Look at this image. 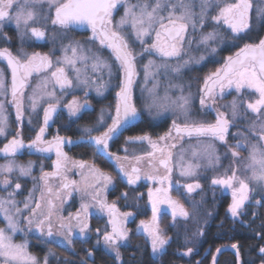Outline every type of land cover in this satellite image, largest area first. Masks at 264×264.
<instances>
[{"label":"rangeland","instance_id":"obj_1","mask_svg":"<svg viewBox=\"0 0 264 264\" xmlns=\"http://www.w3.org/2000/svg\"><path fill=\"white\" fill-rule=\"evenodd\" d=\"M172 2L175 3L176 0H172ZM184 2L191 4V10L193 13L197 15L200 13L201 0H184ZM236 2H238V0H212V4L208 8L209 19L205 22L203 28L198 27L196 32L192 33L191 39L193 40V43L191 47L189 48L185 46L179 60L174 58L169 61L172 66H175L177 63L182 64L183 60H188L190 57L193 58L187 66L181 68L179 74L169 71L166 76L164 74V70L160 69L159 73H157L155 77L149 76L148 80L145 81L144 65L148 63L149 59L155 60L157 64L161 63V60L156 55H143L138 56L135 61L136 76L134 77V83L132 85V102L139 108L142 115L141 121L143 123L139 126L141 132L139 131L136 134V138L143 136L149 137L151 141L157 144V149L163 148L165 145H176L175 148L169 147L167 149V151H171L173 153L172 160L170 162V167L173 169L171 173V185H169L168 182L161 185L157 181L146 178L149 175L163 176L166 173L163 166L159 164V159L161 158L160 151L154 149L148 140L140 139H130L133 142H129L126 150V153L129 152L128 154L130 159L126 160L127 158L125 157L120 158L122 162L125 161L129 168L131 164L134 163L132 155L130 154L132 152L136 153L139 151L140 155L148 161L145 164V168L139 171L140 180H138L135 185L127 184V177L124 176L122 171L105 170L102 167L100 168L99 165L89 163V161L86 163L85 167H79L78 163L85 160L84 158L79 157L77 159V169L74 175H71L68 178L69 181H76V184H72L69 190H66L61 200H57L55 194L53 193L52 199L55 201L54 207H51L52 204L47 196V192H45L43 200L37 197L39 192L42 193L41 195L39 194L42 197L43 190H45L47 184L44 186L42 184V186H40L36 181L37 175L36 173L34 175V173H32L33 171H31L27 176H21L18 169L14 170L11 174L0 175V180L7 178L11 181L10 186L7 188L0 183V197L7 199L8 194L13 193L11 198L15 200L16 207L22 210L19 214H15L13 209V214L18 221L19 228V230L14 234L10 233L13 243H35L37 240L35 239L36 236H34V234H36L34 226L39 222L40 217L44 216L45 220H48L49 218L47 214L49 211L52 212V217L50 219H54V221L64 220L63 225H65V227H60L59 230H57L53 239L54 243L47 242L46 239L43 242L45 245L38 248L39 251L29 250L27 249V245L26 252L31 256L36 257L37 264H45V258H47V264H96L95 256L97 254L95 249L100 251L98 249L100 247H102V251H107L115 256V252L109 249L103 241L104 232H111L112 230L111 224L109 223L110 216L106 209L102 211L96 201H93L88 196H85L83 191L80 190L84 188L86 182L96 184L97 191L100 193V200L105 201L109 205L114 203L115 206H117L118 215L125 212L132 213V215L126 220L119 215L123 222V226L128 230L129 236L127 241L120 243V259H117L119 264H122L125 259L123 255V248L134 247L136 244L141 242V237H143V240L148 243L150 252L154 258L159 261L162 259L163 253L168 247L169 243L164 246L163 250L154 254L151 247V239L148 234L144 232L143 229H140L139 232L137 231L142 220L147 222L150 226L152 223V202L149 200L148 196L149 189H152L153 191V199L157 200V207L159 208V212L157 213V222L159 228L163 235L166 238H169V242L171 240V235L168 232L167 225L175 222L172 214L173 208L167 202L169 197L172 201H178L182 204L190 213V216L187 219L179 216V214H177L175 219H181L185 224H190V227H195L196 233H198L199 236H201V232L204 234V224L210 220L212 214L216 213L218 205L223 201H226L225 206L223 207V209H225V215L231 217L233 221H246V217L254 218L256 210L258 208H264V198H262L264 197V190L254 183H250L249 186L251 189H254V191L250 192L249 200L245 202V206L241 210L242 214L234 218L228 211V207L232 203L233 189L226 188L223 185L212 184V180L214 178H225L227 175H231V171L234 168L237 169V175L241 178H244L249 174L245 172V168L246 165L250 163L248 157L251 145L257 144L258 146H263V141L259 139L258 134L260 133L259 125L262 121H264V116H261L258 119L257 114H254L247 109V103L254 102L258 98L259 94L253 89H249L247 87H244L237 92L233 86L231 88H225L223 93H220V90L217 88L215 103L212 104L211 101H207L210 107L203 108L200 105V98L203 95L201 89L203 88L205 78L215 72L218 68H222V65L227 57L231 56L234 52L240 49L239 46L242 44L241 39H233L227 25H215L214 22L211 21L210 17L218 14L217 5L223 7L227 3ZM130 3L135 4L137 3V0H130ZM251 3L253 7L249 13L250 27L241 34L257 35L259 38L256 42H259L260 39H264V13L259 11L260 8H264V0H251ZM37 10L40 11V9ZM179 10L180 9L178 8L177 11ZM43 11L45 13L47 12V5L43 6ZM123 14L124 6L122 4L114 10L113 22L115 23L118 21ZM261 29L262 32L260 33ZM213 30L218 33L216 40L209 42V47L207 49L203 45L198 46L201 34H206L207 32H211ZM189 31L191 32V29H189ZM125 32L128 34L127 39L129 40V44L133 51L140 53L141 45L132 35L130 26L126 27ZM1 35L2 34H0V37ZM50 35H46L44 39H56L58 42L56 60L62 58L64 54L62 46H66L70 42H79L86 50V54H88V49H91L93 52H99V54H101L104 58H107L109 63L112 64L111 76L108 75L107 69L93 72L91 68V60L86 62L88 65L86 69L82 68V71H86L90 81H93L94 84L103 83L105 85L102 90V94H98L95 90V86L86 88L81 85L76 87L74 72L62 63H55L56 68L58 66H64L66 68L65 71L69 77L73 79L74 86L72 90H68L66 93H62L60 89H55L56 97L60 100V104L62 105V120L65 119L69 122L79 118L83 114L89 115L86 113V106L81 108L77 115L72 116L69 114L68 109L64 107V105L69 103L73 99V96H75L81 104H84L87 99V95L90 94V96L97 101V105H99L96 110L97 118L89 119L88 116H84V118H86L85 124L82 126L80 125V132L84 134L83 129L85 127L95 130V126L98 125L97 127H99L109 121L108 117H105V114L110 113V116H115L117 104L115 96L122 85L124 78L123 72L119 69L114 57L110 55L109 50L107 48H102L99 45L98 40L94 41L92 39L93 34L90 33V30H82L80 32L63 30L60 31V33L55 31L54 35L53 33ZM11 38L14 46L18 42H26L29 39H32L33 41L35 40L34 37H31L30 32L26 33L22 40L16 27L13 30ZM151 42V39H149L148 43L150 44ZM212 48H215L216 51L212 52ZM55 50L56 48H52L53 54L55 53ZM201 56L204 57L203 60H200ZM77 67H82L80 62L77 63ZM42 77H47L50 81L52 80L49 73H45ZM157 81H159V84L154 89V93L150 92L149 90L153 89L154 84H156ZM35 83L36 81H34L27 88L24 94V104L26 105V108L23 109V115L20 121H17L16 119V111H4L3 109V115L7 117L8 126L6 134L0 135L1 138L15 136L17 132H22V126H27L29 129H32V131L45 127L46 131L47 127L43 123V109L47 107V103L49 102L47 97L39 101L35 112L32 111L28 99V97L32 94V90L36 87ZM51 83L52 82L48 85V91L53 90ZM176 85H179L180 87H176ZM181 87L183 89V95L188 96L190 100L187 117L178 107H176V105L172 103L173 100H176L177 97L181 95ZM85 92H87V95H85ZM166 92L167 96L170 98L168 100H164ZM234 100L239 106L238 111L240 115L233 122L234 130L231 134L227 135V144H224L219 140H214L210 137H189L184 133H180L178 135L175 132L173 128V121L181 126L185 123H207L213 114V121L216 119L215 114L217 113V110L226 113L228 118L231 119V103ZM104 102H106L107 105H105ZM161 105H165V107H161ZM101 115L103 116V121L100 120ZM161 119L167 122V127L163 132L162 130H158L153 127L155 123ZM253 126H255V130H253ZM170 130L171 137L166 140H160V137L165 136V134L169 133ZM238 133L240 135H238ZM245 137L247 139H245ZM237 143L243 144L244 147L236 149L239 152V158H233L231 155V146H234ZM208 144L213 145L215 155L219 157V160L213 165H209L206 158L194 159L192 157L193 150L201 151L202 147ZM182 149L186 151L182 152ZM149 153H152L153 155L150 156ZM181 154L184 157L183 162L185 165L187 163H198L200 165V167L196 169V174L194 176L185 177L180 175ZM150 159L152 160V163L154 162L156 164L154 167L156 168L155 171H148L150 166H153L149 164ZM9 161H14L16 165L24 166H27L31 162V160L26 162L22 161V159L20 160L19 157H14L11 160L0 161V165H4ZM90 166H95V168L99 169L102 173L109 175L112 178V182L105 184L103 177L93 173ZM114 166H116L119 170L120 166L117 164V161H114ZM66 174L69 175L68 171H66ZM16 183H20V189L15 188ZM190 183H199L200 188H197L193 192L189 193L185 185ZM234 187H238V184L234 183ZM157 188H161L162 191L156 193ZM122 193H128V198H123ZM25 203H28L29 208L25 209ZM37 203H39L40 207L36 209L35 214H33L30 210L35 209ZM82 203H87L89 205L87 214L83 213L81 210ZM77 213L80 214L79 220L75 218ZM70 214H72L71 217ZM247 214H250V216ZM29 219L32 220L31 225L28 223ZM187 221L190 222L187 223ZM83 223H87L88 228L84 232H81L80 228ZM6 224L7 221L5 220L3 213H0V228H6ZM97 229L100 230L99 234L97 233ZM230 236H232V234H230ZM69 240L71 243H69ZM57 244H59V246H56ZM233 244L238 245L237 241L228 240L221 246H232ZM183 252L186 253L187 249H184ZM89 253H91V255H89ZM216 256L217 248L214 249L213 254V257L216 258ZM0 264H5L3 257H0ZM260 264H264V262Z\"/></svg>","mask_w":264,"mask_h":264},{"label":"snow or ice","instance_id":"obj_2","mask_svg":"<svg viewBox=\"0 0 264 264\" xmlns=\"http://www.w3.org/2000/svg\"><path fill=\"white\" fill-rule=\"evenodd\" d=\"M124 6V14L118 21L113 22V12L118 6ZM212 0H201V11L197 15L192 12L191 4L185 3L184 0H176L175 3L172 0H137V3L132 4L130 0H0V29L6 22H13L23 40L26 33L30 32L31 37L36 40H43L46 36L45 31L41 27L33 26L39 23L41 20H51L53 26H59L62 29H69L72 25H88L92 30V39L98 40L99 45L102 48H107L110 55L114 57L119 69L123 72V81L120 87V91L117 93V104L115 109V116L112 118V124L107 127L101 135L92 136V128L85 127L83 133L87 135L89 141L93 142L96 146H102L103 150H107L108 141L112 138V135L121 127L122 123L128 121L129 118H135L137 116V109L132 102V85L134 83V77L136 76V64L135 61L138 56L143 55H156L160 58L161 63L157 64L155 60L149 59L148 63L144 65L145 81L149 76L155 77L159 73L160 69L164 70V74L167 76L169 71L179 74L182 67L187 66L191 60H183L182 64L177 63L172 66L169 61L176 58L180 59L181 54L185 49V46L191 47L193 40L191 39L192 33H195L197 28H203L205 22L209 19L208 8L211 6ZM47 5V12L43 11V6ZM218 7V14L211 16V21L215 25H227L232 34L233 39H242L241 33L249 29V13L253 7L251 0H238L236 3H227L223 7ZM180 9L177 11V9ZM37 9H40L38 11ZM54 9V17L50 14ZM259 11L264 13V8H260ZM132 30V35L135 40L141 45V52L136 53L133 51L127 39L126 27ZM191 29V32L189 31ZM2 34V33H0ZM218 33L213 30L211 32L202 33L199 40V45H203L206 49L209 47V42L215 41ZM147 38V39H146ZM5 39H8L5 35ZM151 39V43L148 40ZM63 56L57 60V64H63L69 67L75 74L76 87L83 85L84 87L95 86V90L98 94H102V90L105 87L103 83L94 84L90 81L86 71H82L88 67L87 61L91 60V68L93 72L107 69L108 75H112V64L109 63L107 58H104L99 52H93L91 49L86 50L79 42H70L66 46H62ZM212 52L216 49L212 48ZM70 53V54H69ZM0 57L7 60L8 67L11 69V102L16 108V119L21 120L23 115L24 105V89L28 87V80L33 73H44L53 67V61L48 54H41L34 52L28 54L20 49L18 54L13 53L8 48L0 49ZM204 57L201 56L200 60ZM80 62L82 67H77V63ZM50 81L45 77L36 87L32 90V94L28 97L31 109L36 111L37 105L41 99L47 97V107L43 109V123L47 126L49 120L52 118L53 113L57 111L60 106V100L56 97L55 86H59L62 93H66L68 90L73 89V79L69 78V75L65 71V67H57L55 71L51 72ZM54 81L53 90L48 91V85ZM159 81L154 84L153 89L149 90L154 93V89L158 86ZM235 87L237 92L242 88L247 87L253 89L258 93V98L254 102L247 103V109L252 113L258 115V119L264 116V39H260L258 44L246 43L238 52L235 53V57H227L226 63L222 68H218L211 75L207 76L204 80L203 88L201 92L203 95L200 98L201 107H210L207 101L215 103L216 89L219 88L220 93H223L225 88ZM176 87H180L176 85ZM8 87L5 81V75L2 69H0V96H6ZM87 95V92H85ZM170 99L165 93L164 100ZM54 101V102H53ZM172 103L176 105L187 117L189 112V97L183 95V89L181 87V95L173 100ZM86 106L81 104L79 100L73 96V99L64 105L68 109L70 115L75 116L81 108ZM165 107V105H161ZM239 106L234 100L231 103V119L228 118L226 113L217 110L215 123H185L183 126L173 121V128L176 133H184L189 137H210L214 140L227 144V135L230 126L239 117ZM4 102L0 101V135L6 134V128L8 126L7 117L3 115ZM100 120L103 121L101 115ZM260 133L259 139L264 141V121L259 125ZM255 130V126H253ZM45 127H41L39 133L35 139L28 145V147H36L40 151H52L55 149L57 155V161L55 163L56 173L59 175V171L62 168L61 160H67L66 154L61 150V145L65 142L64 137L56 136L52 141L47 142L46 148H41L40 144L44 143L42 140ZM238 135H240L238 133ZM20 133L9 141L8 144L0 151H3L8 155H15L16 152L25 147ZM171 137V130L166 133L165 136L160 137V140H166ZM136 139L148 140L154 149H157V144L147 136L138 137ZM245 139H247L245 137ZM71 142V141H69ZM169 147L175 148L176 145H165L163 148L157 149L161 153L159 164L165 169V175L155 176L149 175L146 178L149 180L157 181L161 185L168 182L171 185V173L172 167L170 162L172 160L173 153L167 151ZM244 145L237 143L231 146V155L233 158H239V152L236 149L243 148ZM186 151L182 149V152ZM149 155H153L149 153ZM192 157L194 159L206 158L209 165H213L219 160V157L215 155V149L212 144L204 145L201 151L193 150ZM117 161L120 157L116 156ZM140 158L137 157V160ZM250 163L246 165L245 172L249 173L244 178L237 175V169H232L231 175H227L225 178H214L212 180L213 185H223L226 188H232V203L228 207V211L232 217H238L242 214V209L245 206V202L249 200L250 192L254 189L250 188V183H254L264 190V146H258L252 144L248 157ZM184 157L180 156V175L185 177H192L196 174V169L200 167L198 163H187L185 165ZM84 165L81 164L80 167ZM93 173L103 177L105 184L111 183L112 178L102 173L95 166H90ZM19 171L21 176H27L31 172V162L27 165H16L14 161H9L4 165H0V175L11 174L14 170ZM120 171L127 177L128 185H135L140 180L139 169L133 167L131 172L124 170L122 167ZM53 173H44L41 179L47 183V178ZM5 188L10 186L11 181L7 178L0 180ZM234 183L238 184V187H234ZM71 184H76V181H71ZM68 184H64L63 188H68ZM20 183L15 184L16 189H20ZM185 187L189 193L195 189L200 188L199 183L186 184ZM85 196H88L91 200L96 201L99 204L100 209L107 210L111 224V232L105 231L103 234L104 244L115 252V258L120 259L119 246L121 242L128 240V230L123 226L122 220L117 215V209L115 204H107L105 201L100 200V193L97 191L96 184L85 183L84 188L80 189ZM161 188L156 189V193L161 192ZM51 192V189H49ZM13 193L8 194V198L0 197V213H3L5 220L7 221L6 228H0V257H3L5 264H37L36 257L31 256L26 252L27 244H15L12 242L11 234H14L19 230L18 221L15 214H19L22 210L16 207V202L11 197ZM123 198H128V193H122ZM149 200L152 202V223L151 226L141 221L140 226L137 229H143L151 239V247L153 253L160 252L164 249V246L169 243V238H166L159 228L157 222V213L159 208L157 207V200L153 199V191L149 189ZM264 198V197H262ZM163 202V201H160ZM167 202L173 208V219L177 214L189 218L190 213L184 208L178 201H172L169 197ZM25 209L29 208L28 203L24 205ZM40 207L39 203L36 204L35 209H31L35 214L36 209ZM89 205L87 203L81 204V210L87 214ZM178 210V212H177ZM52 213H49L50 219ZM72 214H70L71 217ZM125 220L132 215L130 212L119 214ZM75 218L80 219V214L77 213ZM31 225L32 220H28ZM44 221L41 220L37 225L41 231H43ZM60 227H65L61 224ZM88 228L87 223H83L80 231L84 232ZM70 230V229H69ZM99 229L97 233L99 234ZM11 233V234H10ZM48 236H52V227L49 223ZM203 234L202 232L200 233ZM259 238L264 240V231H261ZM69 243L71 241L69 240ZM126 246V245H125ZM232 247L237 249V257H239L238 245L233 244ZM192 248H188L187 254H191ZM220 249H217L219 252ZM259 252L264 257V246L259 248ZM91 255V253H89ZM215 264V257H213ZM45 264H47V258H45Z\"/></svg>","mask_w":264,"mask_h":264},{"label":"flooded vegetation","instance_id":"obj_3","mask_svg":"<svg viewBox=\"0 0 264 264\" xmlns=\"http://www.w3.org/2000/svg\"><path fill=\"white\" fill-rule=\"evenodd\" d=\"M50 15L54 17L55 15L54 9L52 10ZM33 26L41 27L45 31L46 35L48 34L50 35L51 33H53L54 35L55 31L60 33V31L65 30V29L60 28L59 26H53L51 24L50 19L47 21L41 20L39 23L34 24ZM15 27L16 25L13 21V22H6L3 25L2 29H0V33H2L0 37V49L8 48L13 53V55H16L18 54L20 49L23 48V50L27 52L28 54H31L34 52H39L41 54H48L53 61V67L49 69L47 72L39 73V74L33 73V75L29 78L28 87L34 81H36L35 85H37L41 82V80L44 79V77L42 76L45 73H49V75L51 76V72L56 70L55 63H57L56 52H57L58 42L56 41V39L55 40L54 39L52 40L51 39H48V40L47 39H43V40L35 39L34 41L32 39H29L26 42H22V43L18 42L14 46L13 42L11 41L12 39L11 36H12L13 30ZM67 30L74 31V32L75 31L80 32L82 30H90V33L92 34V30L90 27L77 28V27L71 26ZM5 35L6 37H8V39H5ZM50 37L52 38L51 35ZM52 48H56L54 54L52 53ZM223 66H224V63L222 67ZM58 67H64V66H58ZM0 69H2L4 72L6 85L8 87L7 95L0 96V101L4 102V111H10V110L16 111L15 105L11 102V90H10L11 69L8 67L7 60H5L2 57H0ZM53 84H54V81H52L51 83L52 87H53ZM28 87L24 89V94ZM56 88L59 89V86H55V89ZM119 91L120 90H118L117 93ZM117 93L115 96L116 100L118 99ZM85 102H86V108H87L86 113H88L89 115L83 114L81 115L82 117L80 116L79 118L74 119L73 121L71 120L69 122L65 119L62 120L61 118L62 105L60 104V106L58 107L59 109L53 115L52 120L48 122L46 126L47 127L46 131L43 134L42 140L44 141V143L40 144L41 148H46L48 146L47 142L52 141L53 138L56 136L65 138V142L61 145V150L66 154L68 159L66 161L63 159L61 160L62 168L59 171V175L54 174L56 173L55 163L57 161V155H56L55 149H53L52 151H40L36 147H28V145L35 139V137L39 133L40 128L36 130L33 129L34 131H32V129H29V127L22 126L21 128L22 132H20L19 138H22L25 147L19 149L14 156L5 154L3 151H0V161L11 160L14 157H19L20 160L22 159V161H26V162H29L31 160V165H32L31 171H33L32 173H34V175L36 173L37 175L36 181L38 182L40 186H42V184L43 186L47 184V187L45 188V190H43L42 197L40 196L42 194L40 192L38 193L37 197L43 200L45 197L44 196L45 192H47V196L49 197L50 203L52 204L51 207H54V204H55V201L52 199L53 193L55 194L57 200H61L66 190H69V188L72 186L71 181H69L68 178L71 175H74L77 169V159L79 157L85 159L82 162L78 163L79 167L81 164H83L84 165L83 167H85L86 163H88L89 161V163L99 165L100 168L102 167L103 169L109 170V171H120L121 167L126 171H131L133 167L141 171L145 168L146 162H148L146 161V159H144L140 155L139 151H137L136 153H133V152L130 153L132 155V160L134 161V163L131 164L130 168L128 167V165H126L125 161L122 162L121 159L119 161L115 159L116 156L120 158L125 157L127 158L126 160L130 159L129 154H128L129 152L126 153L127 146L129 145V142L131 141L130 139H136L137 137L136 134L138 133V128H139L137 125L142 120V115L138 107L135 106L137 109V112L140 113V118L136 121L132 119H128L127 122L122 123L121 127L117 129V131L112 135V138L108 141V148L105 151L102 149V146H99V147L96 146L93 142L89 141L87 135H84L82 134V132H80V127L85 124L86 118H84V116H88L89 119L97 118L96 110H97V107L99 106L97 105V101L89 94L87 95V99L85 100ZM104 104L107 105L106 102H104ZM25 108H26V105L24 104L23 109ZM212 116H214V114ZM212 116L210 120H208L207 123H215V120L213 121ZM105 117H108L109 121L99 127H97L98 125L95 126L94 128L95 130H93L92 131L93 134H91L92 136L101 135L104 131L107 130V127L112 124L113 117L110 116V113L105 114ZM233 130H234V123L232 124V126H230L228 135L231 134ZM13 137L14 136H7V137H2V138L0 137V150H2L4 146L8 144L9 141ZM263 146H264V141H263ZM137 157H139L140 159L137 160ZM114 161H117V164H119L120 166L119 170L118 168H116V166H114ZM149 164L153 166H150L148 171H155L156 168L154 167L156 164L154 162L152 163L151 159L149 160ZM66 171H68L69 175L66 174ZM44 173L54 174L47 178V183H45V181L44 180L42 181L41 179V176H43ZM64 184H68L69 185L68 188L66 189L63 188ZM49 189H51V192H49ZM40 190H41V187H40ZM116 209H117V206H116ZM30 212L32 211L30 210ZM50 212L51 211L48 212L47 214L48 216ZM39 219H40L39 222L36 223L34 226L36 234L33 233L34 236H36L35 239L37 241L35 243L32 242L31 244L27 242V245H28L27 249L29 250L37 251L40 246L45 245L43 244V242L46 239H47V242L54 243L53 242L54 236L57 230H59L60 225L63 224V221H64V220L54 221V219L45 220L44 216L40 217ZM41 220L44 221L43 231H41L40 228L37 227V225L40 223ZM49 223L51 224L52 233H53L51 237H49L47 234ZM56 246H59V244H57Z\"/></svg>","mask_w":264,"mask_h":264},{"label":"trees","instance_id":"obj_4","mask_svg":"<svg viewBox=\"0 0 264 264\" xmlns=\"http://www.w3.org/2000/svg\"><path fill=\"white\" fill-rule=\"evenodd\" d=\"M241 37L240 48L245 43L258 41L259 38L254 34H241ZM142 124L141 121L137 126ZM153 127L163 132L167 127V122L163 119L158 120ZM139 131L141 132L138 128ZM225 202L218 205L216 213L212 214L210 220L204 224V234L201 236L196 233L195 227H190V224H185L181 219H175L173 224L167 223L171 240L160 261L154 258L148 243L141 237V242L134 247L123 248L125 259L122 264H214L215 248L220 249L215 258V264L263 263L264 257L261 256L259 248L264 246V240L259 238V234L264 231V208H258L254 218L246 217V221H233L231 217L225 215V209H223ZM247 215L250 216V214ZM228 240L237 241L239 257H237V249L231 245L221 246ZM101 248H98L100 251L95 249L96 264H119L114 255L102 251ZM188 248H192L193 251L186 255L183 250Z\"/></svg>","mask_w":264,"mask_h":264},{"label":"water","instance_id":"obj_5","mask_svg":"<svg viewBox=\"0 0 264 264\" xmlns=\"http://www.w3.org/2000/svg\"><path fill=\"white\" fill-rule=\"evenodd\" d=\"M72 26H75V27H80V28H84V27H89L88 25H86V24H84V25H72ZM251 44H258V43H253V42H251ZM233 57H235V54L234 55H232ZM59 108H57V110H58ZM56 113V112H55ZM55 113H53V115L55 114ZM53 115H52V117H53ZM140 118V113L139 112H137V116L135 117V118H129V119H132V120H138ZM52 120V118L49 120V122ZM175 130V129H174ZM176 132V131H175ZM118 215V214H117ZM118 217H119V215H118Z\"/></svg>","mask_w":264,"mask_h":264}]
</instances>
